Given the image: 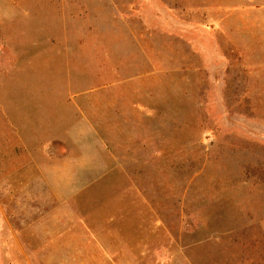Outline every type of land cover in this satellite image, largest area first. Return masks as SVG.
<instances>
[{
  "label": "rangeland",
  "instance_id": "374dc122",
  "mask_svg": "<svg viewBox=\"0 0 264 264\" xmlns=\"http://www.w3.org/2000/svg\"><path fill=\"white\" fill-rule=\"evenodd\" d=\"M163 257L264 264V0H0V264Z\"/></svg>",
  "mask_w": 264,
  "mask_h": 264
},
{
  "label": "crops",
  "instance_id": "0c3cea01",
  "mask_svg": "<svg viewBox=\"0 0 264 264\" xmlns=\"http://www.w3.org/2000/svg\"><path fill=\"white\" fill-rule=\"evenodd\" d=\"M36 209H40V207H37L36 208V205L35 206H33V210H36ZM3 219L5 220V216H3ZM115 262H119V263H124V264H127V262L125 261V260H115ZM148 262V264H170L171 262H170V260L168 259V258H161V259H157L156 261H154V262H150V261H147ZM68 264V263H71V262H69L68 260H65V264ZM83 264H88L89 262L87 261V262H85V260L82 262ZM174 263V262H173ZM132 264V263H131Z\"/></svg>",
  "mask_w": 264,
  "mask_h": 264
}]
</instances>
